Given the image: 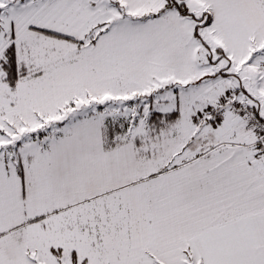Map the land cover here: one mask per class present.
Wrapping results in <instances>:
<instances>
[{"label":"snow or ice","instance_id":"6c2138e0","mask_svg":"<svg viewBox=\"0 0 264 264\" xmlns=\"http://www.w3.org/2000/svg\"><path fill=\"white\" fill-rule=\"evenodd\" d=\"M0 264H264V0H0Z\"/></svg>","mask_w":264,"mask_h":264}]
</instances>
